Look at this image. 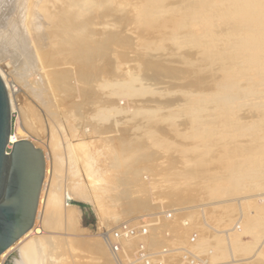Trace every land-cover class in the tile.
Masks as SVG:
<instances>
[{
  "label": "rangeland",
  "instance_id": "1",
  "mask_svg": "<svg viewBox=\"0 0 264 264\" xmlns=\"http://www.w3.org/2000/svg\"><path fill=\"white\" fill-rule=\"evenodd\" d=\"M219 2L74 0L75 8L81 9H73L81 19L87 17L89 26L77 37L89 34L91 43L85 49L94 46L87 50L95 56L87 79L86 68L80 67L85 58L81 47V63L74 62L78 70L73 62H55L66 52L61 55L52 48L54 52L43 55L28 29L20 30L24 22L15 29L25 32L28 51L13 44L14 38L8 44L0 37V77L9 100L10 135L42 152L46 169L52 171L50 182L63 197L61 222L45 224L39 235L44 244L55 240L40 242L41 252L35 248L41 264H116L98 228L167 210L177 212L172 233L185 242L196 231L195 251L208 263L264 264V246L259 247L264 243V37L249 49L240 39L252 23L237 15L230 19L216 8ZM7 51H17L19 59L12 54L10 58ZM84 142H92L97 153L91 144L80 153L86 159L93 153L102 157L91 158L100 160L101 171L97 165L88 166L94 171L80 163L85 159L79 153ZM75 143L82 147L74 148ZM109 152L120 160L111 158L116 163L110 161L107 167L110 159L103 158ZM86 159L84 164H89ZM98 172L111 180H98ZM68 201L74 206L68 208ZM69 213L71 226L65 220Z\"/></svg>",
  "mask_w": 264,
  "mask_h": 264
},
{
  "label": "bare ground",
  "instance_id": "2",
  "mask_svg": "<svg viewBox=\"0 0 264 264\" xmlns=\"http://www.w3.org/2000/svg\"><path fill=\"white\" fill-rule=\"evenodd\" d=\"M74 1V0H73ZM73 1L72 0H0V37H4V42H5V39H8L7 41H8V44H11V43H9L10 42V40H11V38L13 39L14 38V40L15 41H13V40H11V42H13V44H14V42H16V44L17 45H22L21 47H23V45H24V42H26L25 41V39L23 38V37H25V36H23V34L25 33H23L22 35H21V33H18V30L20 29L19 27H17V28H19V29H15L16 28V26H18V24L20 25L22 22H24L23 23V27L21 26V29L20 30H22V28H26V30H27V32H29L28 34H29V36L31 37L30 38V40H31V42L32 43H34V44H36L37 45V47L42 51V52H45L43 55H46L47 54V56L50 54V51L52 52L53 50H51L52 48L54 49V51L55 52H61V53H64V52H66V55H64V56H62V58H59L60 59V61L58 60V61H55V62H60V63H72L73 62V64L75 65V63L74 62H76V64L79 62V61H81V59H80V57L78 56V51H80V50H82L81 51V54H82V52H83V56L79 53V55L80 56H82V57H84L85 56V58H84V61H83V63H81V62H79V64L81 63V65L82 66H80V67H85L86 68V72L85 71H83V72H85V74H84V76H83V73L81 74L85 79H87L88 77H86V76H88V75H86V74H88L87 72H89V71H87L88 69L91 71V68H92V65L90 64L91 62V60L90 59H92L93 58V56L94 55H90V53H87V50H90V49H92L94 46L93 45H91L90 47V49H88L89 48V44L91 43V41L88 39V37H90L89 36V34H87V35H84L83 37H77V36H79V35H81V34H79L80 32H81V28H86L87 26V22L88 21H86V20H84L85 18L87 19V17H85L84 19H81V15L78 13L79 11H78V9L80 8H78V9H76L75 8V5L73 4ZM77 1V0H76ZM219 1H221V3L219 2L218 4H217V6H216V4H213V5H215L216 6V8H221V9H223V10H225V14H226V16H230L229 18L230 19H233V17L235 16V15H237V17H239V19H241L242 21H247V23L249 24L250 22L252 23V27L250 28L251 30L249 31V32H242L241 34H243V33H246V34H243L241 37H243V38H241L240 40H241V42H243V44L245 43L246 45H248L250 48L249 49H252L251 47H253V50H254V45H256L257 43V41H259L260 40V38L262 39L263 37H264V0H219ZM92 3V2H91ZM214 3H217V2H215L214 1ZM74 5V6H73ZM95 5V4H94ZM203 5V4H202ZM202 5H199V7L200 8H202ZM206 5V4H205ZM198 6V5H197ZM101 7H102V5H101ZM76 10V11H78V12H76L74 9ZM212 8V7H211ZM215 8V9H216ZM81 9V8H80ZM84 9H85V7H84ZM97 10V9H96ZM101 10V9H100ZM200 10V9H199ZM202 10V9H201ZM214 10V9H213ZM87 11V10H86ZM205 11V10H204ZM91 12V11H90ZM92 12H94V11H92ZM101 13H102V11H100ZM213 12V11H212ZM107 13V12H106ZM110 13V12H109ZM214 14H216L215 12H213ZM223 13V12H222ZM90 14V13H89ZM104 14V13H103ZM203 14V13H202ZM202 14H201V16H202ZM92 15V14H91ZM106 15V14H105ZM217 15V14H216ZM218 15H220V14H218ZM222 15V14H221ZM220 15V16H221ZM232 15H234V16H232ZM97 16V15H96ZM199 16H200V14H199ZM200 16V17H201ZM232 16V17H231ZM80 17V18H79ZM84 17V16H83ZM206 17V16H205ZM223 17H225L224 15H223ZM223 17H221V18H223ZM214 18H216V17H214ZM27 20L28 19V24H27V21H23V20ZM200 19V18H199ZM201 19H202V17H201ZM226 19V18H225ZM80 20V21H79ZM214 20V19H213ZM93 21V20H92ZM196 21V20H195ZM194 21V22H195ZM199 20H197V22H198ZM201 21V20H200ZM26 22V23H25ZM91 22V21H90ZM196 22V23H197ZM200 23V22H199ZM243 23V22H242ZM89 25H90V23H88ZM245 24V23H244ZM89 27V26H88ZM87 27V31H88V28ZM20 30H19V32H20ZM86 30V29H85ZM249 30V29H248ZM17 33H16V32ZM234 30H232V32H233ZM23 32V31H22ZM93 32V31H92ZM231 32V33H232ZM241 32V31H240ZM239 32V33H240ZM15 33H16V36H14L15 35ZM89 33H91L90 32V30H89ZM238 33V34H239ZM79 34V35H78ZM83 34H84V32H83ZM240 34V35H241ZM26 35H27V33H26ZM14 36V37H13ZM23 36V37H22ZM29 36H26V37H29ZM205 36V35H204ZM203 36V37H204ZM16 37V38H15ZM206 37V36H205ZM230 37H231V35H230ZM233 37V36H232ZM237 37V36H236ZM94 38V37H93ZM235 38V37H234ZM240 38V37H239ZM3 39V38H2ZM1 39V40H2ZM10 39V40H9ZM86 39V40H85ZM91 39V38H90ZM30 40H29V42H30ZM87 40H89V41H87ZM243 40V41H242ZM3 41V40H2ZM6 41V42H7ZM230 41H231V39H230ZM27 42H28V39H27ZM28 42V43H29ZM30 42V44H32ZM88 42H89V44H88ZM249 42V43H248ZM65 43H67V45H64ZM231 43V42H230ZM4 44V43H3ZM7 44V45H8ZM5 45H6V43H5ZM17 45H16V47H14V49H16L17 48ZM19 45V46H20ZM27 45V44H26ZM26 45H24V47H25V50H27L26 49ZM85 45L88 47L87 49H85ZM95 45V44H94ZM213 45V44H212ZM240 45V44H239ZM246 45H245V47H246ZM4 46V45H3ZM241 46V45H240ZM244 46V45H243ZM8 47V46H7ZM32 47H33V45H32ZM37 47H35V49L37 48ZM79 47H83V49H81L80 48V50H79ZM239 47V46H238ZM245 47H244V50H245ZM5 48V47H4ZM28 48H29V45H28ZM103 48V47H102ZM246 48H248V47H246ZM18 49V48H17ZM21 49V51H22V48H20ZM85 49V50H84ZM241 48H238V50H240ZM2 50V49H1ZM78 50V51H77ZM253 50H250L251 52L253 51ZM14 51V50H13ZM28 51V50H27ZM35 51H38V50H35ZM53 51V52H54ZM249 51V50H248ZM249 51V52H250ZM7 52H9V53H7L6 55H8L9 54V56L12 54H10V51H7ZM17 52V51H16ZM16 52H15V54L13 53L12 55L14 56L15 55V57H17L18 55L16 54ZM85 52L87 53V56H86V54H85ZM88 52H91V51H88ZM243 52V51H242ZM246 52H247V50H246ZM19 53H20V51H19ZM33 53V52H32ZM35 53V52H34ZM37 53V52H36ZM39 53V52H38ZM37 53V54H38ZM60 53V54H61ZM92 54H93V51L91 52ZM236 54H237V51L235 52ZM253 53V52H252ZM26 54H28V52L26 53ZM36 54V55H37ZM240 54V53H239ZM10 56V58L11 57H13V56ZM17 55V56H16ZM51 55H53L54 56V53L53 54H51ZM49 56L50 58L52 57V56ZM59 55V54H58ZM61 55H63V54H61ZM78 57H77V56ZM89 55V56H88ZM233 55V54H232ZM253 55V54H252ZM252 55H251V57H252ZM31 56V55H30ZM38 56V55H37ZM36 56V57H37ZM46 56V58H48ZM7 57V56H6ZM25 57V56H24ZM44 57V56H43ZM55 57V56H54ZM89 57H91V58H89ZM26 58V57H25ZM31 58V61L33 60L32 58L33 57H30ZM45 58V57H44ZM45 58V59H46ZM15 59V58H14ZM16 59H19L18 57L16 58ZM15 59V60H16ZM44 59V60H45ZM51 59H53V58H51ZM57 59H58V57H57ZM76 59V60H75ZM77 59H79V61L77 60ZM94 59H95V56H94ZM93 59V60H94ZM36 60V59H35ZM50 59H48V61H49ZM264 60V59H263ZM30 61V62H31ZM48 61L46 62V63H48ZM21 62V61H20ZM34 62H36V61H34ZM95 62V61H94ZM28 63V62H27ZM41 62H39V64H40ZM43 64V63H42ZM50 64V63H49ZM249 64V63H248ZM29 66H30V64H28ZM48 65V64H47ZM53 65V64H52ZM65 65V64H64ZM70 65V64H69ZM70 65L71 67L73 66V67H75L76 66V68L78 69V67H77V65ZM32 66V65H31ZM31 66H30V68H31ZM43 66V65H42ZM66 66V65H65ZM91 66V67H90ZM238 66V65H237ZM249 67H250V65H248ZM253 66L254 65H252L251 67L253 68ZM34 67V66H33ZM39 67V66H38ZM41 67V66H40ZM45 67V66H44ZM58 67V66H57ZM62 67V66H61ZM67 67V66H66ZM235 67H236V65H235ZM65 68V67H64ZM95 68V67H94ZM94 68H93V70H94ZM44 69H46V68H44ZM44 69H42V70H44ZM72 69H74V68H72ZM72 69H71V72H72ZM249 69V68H248ZM31 70V69H30ZM65 70H67V69H65ZM79 70V69H78ZM82 70H83V68H82ZM81 69H80V71H82ZM234 69H232V71H233ZM239 70V69H238ZM28 71V70H27ZM52 71V70H51ZM235 71H237L236 69H235ZM250 71V70H249ZM248 70L246 71V72H249ZM44 72V71H43ZM231 72V71H230ZM241 73H242V71H240ZM251 72V71H250ZM250 72H249V74H250ZM53 73V72H52ZM66 73V72H65ZM44 74V73H43ZM70 74V73H69ZM73 74V73H72ZM230 74V73H229ZM248 74V73H247ZM42 75V74H41ZM52 75V74H51ZM67 75V74H66ZM91 75V74H90ZM236 75H238V74H236ZM56 76V75H55ZM69 76V75H68ZM79 76V75H78ZM45 77V76H44ZM51 77V76H50ZM59 77V76H58ZM243 76H241L240 78H242ZM249 76H247V78H248ZM1 78V77H0ZM74 78V77H73ZM2 79V78H1ZM47 79V78H46ZM75 79V78H74ZM233 79V78H232ZM229 80H231V79H229ZM52 81V80H51ZM59 81V80H58ZM63 81V80H62ZM4 83V82H3ZM5 86V85H4ZM6 88V87H5ZM74 89V88H73ZM75 90V89H74ZM6 91H7V89H6ZM76 91V90H75ZM235 92V91H234ZM233 92V93H234ZM72 95H73V93H72ZM70 96V95H69ZM223 96V95H222ZM227 96V95H226ZM73 97V96H72ZM219 97H220V95H219ZM223 98H225V97H223ZM222 98V99H223ZM67 99V98H66ZM71 99V98H70ZM67 100H69V99H67ZM228 100V99H227ZM234 101V100H233ZM236 101V100H235ZM62 102V101H61ZM225 102H226V99H225ZM79 103V102H78ZM75 105V104H74ZM65 106V105H64ZM68 107V106H67ZM75 107V106H74ZM63 108V107H62ZM76 109V108H75ZM73 111V110H72ZM71 111V112H72ZM69 113L67 112V115H68ZM71 114V113H70ZM70 116H72V114L70 115ZM69 118V117H68ZM72 119H75L76 120V122H77V117H72ZM68 121V120H67ZM65 122H66V120H65ZM70 122H73V120L71 121L70 120ZM75 122V121H74ZM73 122V123H74ZM75 122V123H76ZM69 123V122H68ZM71 125V124H70ZM74 126V125H73ZM70 127V126H69ZM74 128V127H73ZM78 128V127H77ZM75 130V129H74ZM73 131V130H72ZM74 132V131H73ZM75 132H76V130H75ZM91 132V131H90ZM72 133V132H71ZM91 134V133H90ZM77 135V134H76ZM17 136V135H16ZM15 135H9V141H10V144H13V143H15L16 141H18L17 140V137H16ZM71 135H69V137H70ZM72 137L74 138V141L75 140H77V139H75L76 137H74L73 135H72ZM78 137V136H77ZM84 138H85V136H84ZM83 138V139H84ZM68 139V138H67ZM71 140H72V138H70ZM108 139V138H107ZM69 140V139H68ZM70 140V141H71ZM85 140V139H84ZM93 140V139H92ZM91 140V141H92ZM111 140V139H110ZM70 141L67 143V144H69L70 143ZM78 141V140H77ZM105 141V140H104ZM119 141V140H118ZM99 142H100V140H99ZM107 142H110V141H107ZM119 142H121V141H119ZM81 143L82 142H80V145H81ZM85 143V142H84ZM73 143H71L70 145H72ZM77 146H76V145ZM74 144V148H76V149H78V147L80 146V145H78V143H75ZM86 144V143H85ZM85 144H83L82 146H83V148H81L82 146H80V148L81 149H79L78 151H79V153L81 152V150H85L84 148H86V150H88L87 149V146H89L90 144L93 146V144H92V142L90 143V144H86V147L84 146ZM95 144H97V143H95ZM122 144V143H121ZM106 145V144H105ZM105 145H102V147L103 148H107V145L105 146ZM109 145V144H108ZM73 146V145H72ZM76 146V147H75ZM68 147H70V146H68ZM101 147V146H100ZM110 146H108V148H109ZM118 147V146H117ZM9 148H10V146H9ZM66 148V147H65ZM90 148H95V149H93V151L94 150H96L95 151V153H97V147H95V146H93V147H91L90 146ZM99 148V147H98ZM59 149V148H58ZM71 149V148H70ZM73 149V148H72ZM72 149H71V151H72ZM110 149H111V147H110ZM56 150V149H55ZM63 150H64V147H63ZM68 150V149H67ZM67 150H65V151H67ZM90 150V149H89ZM112 150V149H111ZM111 150H108V151H111ZM64 151V152H65ZM69 151V150H68ZM92 150H91V152H93ZM107 151V152H108ZM73 152L75 153V151L73 150ZM73 152H72V154H73ZM76 152H77V150H76ZM85 152V151H84ZM112 152V151H111ZM111 152H109L110 154H106L105 156H104V158H103V160L104 161H106V160H108V159H110V160H108L109 161V163H107L108 161H106L105 163H106V166L108 165V164H110L111 162L110 161H112V159L111 158H113V157H115V154H112ZM123 152V151H122ZM53 153V152H52ZM66 153V152H65ZM87 153L89 154V152L87 151ZM86 153V154H87ZM99 153V152H98ZM114 153V152H113ZM117 153H121V152H117ZM55 154L57 155V153L55 152ZM58 154H59V150H58ZM60 154H62V153H60ZM59 154V155H60ZM69 154H71V153H69ZM77 154H78V152H77ZM76 154V155H77ZM80 154H82V159L83 158H85L86 159V157H84L83 155H84V153H80ZM80 154H79V156H80ZM92 154V153H91ZM90 154V155H91ZM94 154V153H93ZM93 154L90 156V157H88L87 156V159L86 160H88V163L89 164H84V162H86L85 161V159H83L81 162L80 161H78V163L80 162V163H83V165L85 166V165H87L86 167H95L96 165H97V169L96 170H102V163L100 162V160H99V162L102 164V165H100V163L98 162V160L96 159V158H94L93 160L91 159V158H93L95 155L97 156V154H94V156H93ZM100 154V153H99ZM55 155V156H56ZM63 155V154H62ZM74 155V154H73ZM76 155H74V156H76ZM86 156V155H85ZM93 156V157H92ZM46 157V156H45ZM49 157V156H48ZM47 157V158H48ZM56 157H58V156H56ZM60 157H63V156H61L60 155ZM65 157V156H64ZM72 157V156H71ZM76 157H78V156H76ZM76 157L74 158V159H76ZM81 157H80V159H81ZM97 157H99V156H97ZM47 158H46V160H47ZM53 158V157H52ZM73 158V157H72ZM88 158H90L91 159V161H92V163H90L91 161H89L90 159H88ZM99 158H101V160H102V157H99ZM116 158V157H115ZM55 159V158H54ZM58 159H60V158H58ZM65 159V158H64ZM78 160H79V157L77 158ZM77 159H76V161H77ZM97 160V162L99 163H93V161L94 160ZM114 159V158H113ZM117 159V158H116ZM119 159V158H118ZM117 159V160H118ZM48 160H50V159H48ZM62 160V159H61ZM120 160V159H119ZM71 161V160H70ZM114 161V160H113ZM112 161V162H113ZM48 162V161H47ZM55 162V161H54ZM57 162V161H56ZM61 162V161H60ZM95 162V161H94ZM50 163V162H49ZM53 163V162H52ZM58 163H59V161H58ZM57 163V164H58ZM65 163V162H64ZM76 163V162H75ZM87 163V162H86ZM116 163V162H115ZM114 162H113V165L115 164ZM120 163V162H119ZM48 164V163H47ZM56 164V163H55ZM54 164V165H55ZM66 165H67V163H66ZM92 165H94V166H92ZM112 165V164H111ZM112 165V166H113ZM48 166V165H47ZM46 166V167H47ZM55 166H57V165H55ZM71 166V165H70ZM74 166H76V165H74ZM78 166H80V165H78ZM46 167H45V169H46ZM69 167V166H68ZM88 167V168H89ZM107 167H110L109 165L107 166ZM106 167V168H107ZM49 168V167H48ZM48 168L44 171V177H43V181H42V184H41V188H40V192H39V197H38V205H37V210H36V214H35V219H34V223H33V225H32V227L23 235V236H21L10 248H8L3 254H1L0 255V262L2 263V264H4L5 262H6V260L13 254V253H16V255L18 256V258H19V260L21 261V263L22 264H41V260H40V258H39V256H40V253H39V255L37 254L36 255V253H38L39 251L41 252V247L39 246L40 245V240H41V232L45 229L44 227H46L47 225H45V224H47L48 223V225H49V223H56V222H58V220H59V218H60V220H62V217L60 216V214L61 213H64V212H61V202H62V200H63V197L61 198L60 197V195L59 194H61L60 192H59V190H57V188H55V185L53 184V183H51L50 182V176H51V174H52V171H48ZM53 168H55V167H53ZM61 168H62V166H61ZM93 168H89V169H93ZM96 168V167H95ZM82 169V167L80 166V170ZM88 169V170H89ZM57 170V172H58V168L56 169ZM55 170V171H56ZM94 170V169H93ZM109 170V169H108ZM73 171H74V169H73ZM83 171V170H82ZM87 171V170H86ZM91 171V170H90ZM95 171V170H94ZM94 171H92V172H94ZM75 172V171H74ZM79 172V171H78ZM56 173V172H55ZM85 173H87L86 174V176L90 173V172H85ZM101 173V172H100ZM104 173H106V172H104ZM103 173V174H104ZM125 173V172H124ZM135 173V172H134ZM137 173V172H136ZM82 174H84V173H82ZM95 174V173H94ZM126 174V173H125ZM49 175V176H48ZM76 175H77V173H76ZM75 175V176H76ZM79 175V174H78ZM93 175V174H92ZM96 175V174H95ZM100 174H99V172L97 173V176H95L97 179L100 177L99 176ZM107 176H108V174H106ZM106 175H104V176H106ZM85 176V175H84ZM83 176V177H84ZM99 176V177H98ZM107 176L106 177H100L99 179L101 180V178H103V180H104V178H107ZM110 176V175H109ZM108 176V177H109ZM57 177V176H56ZM56 177L54 178V179H56ZM77 177V176H76ZM112 178L113 177H116V176H111ZM127 177V176H126ZM59 178V177H58ZM57 178V179H58ZM80 178V177H79ZM93 179H94V176L92 177ZM95 178V179H96ZM118 178V177H117ZM98 179V180H99ZM107 179H109V178H107ZM106 180V179H105ZM109 180H111V179H109ZM109 180L107 181V182H109ZM119 180V179H118ZM53 182H54V180H53ZM106 181H105V184L107 183ZM64 183V182H63ZM103 183H104V181H103ZM78 184H79V182H78ZM81 184H84V183H81ZM99 183H97V185H98ZM108 184V183H107ZM90 186V185H89ZM89 186L87 187V188H89ZM99 186V185H98ZM97 186V187H98ZM106 186H108V185H106ZM94 187V186H93ZM96 187V186H95ZM100 187H103V184L102 183H100ZM105 187V186H104ZM71 189V188H70ZM101 189V188H100ZM99 189V190H100ZM104 189V188H103ZM74 190V189H73ZM78 191V189H76V187H75V191H74V193H76L77 191ZM102 191V190H101ZM95 192V191H94ZM108 192V191H107ZM110 192V191H109ZM80 192H78V194H79ZM63 194V193H62ZM95 195V194H94ZM78 196H80L81 198H83L82 197V195H78ZM84 199V198H83ZM113 199V198H112ZM121 199V198H120ZM119 200V199H118ZM117 202V201H116ZM115 202V203H116ZM119 202H121V201H119ZM64 203V202H63ZM111 203V202H110ZM114 203V204H115ZM121 203H123V202H121ZM140 203H141V201H140ZM108 204V203H107ZM113 204V203H112ZM113 204V205H114ZM104 205V203H102V206ZM105 205H106V202H105ZM110 205V204H109ZM116 205V204H115ZM117 205H118V203H117ZM74 206V204L70 201H68V203H67V207L68 208H70V207H73ZM63 207H64V205H63ZM108 207V206H107ZM115 208H116V206H115ZM117 208H119L118 206H117ZM117 208H116V210H117ZM103 209H105L104 207H103ZM109 210H112V209H108V211ZM105 211V210H104ZM108 211H106L107 213H108ZM113 211L115 212V209H113ZM71 213V212H70ZM69 213V214H70ZM78 213V212H77ZM106 213V214H107ZM116 213V212H115ZM69 214H68V218H67V216L66 215H64V216H66L65 217V220L67 219L68 221H67V223L69 222V220H70V218L72 219V216L73 215H71L70 217H69ZM73 214V213H72ZM80 214V213H79ZM112 214V213H111ZM62 216H63V214H62ZM113 216V215H112ZM103 217V216H102ZM74 218V217H73ZM59 220V222H61ZM64 220V221H65ZM72 220H74V219H72ZM70 221L69 223H71V225H72V223H73V221ZM63 222V221H62ZM64 223V222H63ZM68 223V224H69ZM75 223H77V222H75ZM61 225H63L62 223H61ZM70 225V224H69ZM70 225V226H71ZM74 225V224H73ZM49 227V226H48ZM60 227V226H59ZM63 227V226H62ZM69 227V226H68ZM50 228V227H49ZM71 228V227H70ZM64 229V228H63ZM56 230V229H55ZM40 235V236H39ZM45 236V235H44ZM54 236H56L55 234H54ZM46 237V236H45ZM51 237V236H50ZM40 238V240H38ZM43 238V241H44V237H42ZM53 238V237H52ZM36 239H37V241H36ZM34 240V241H33ZM46 240H47V238H46ZM50 240V239H49ZM48 240V241H49ZM47 241V242H48ZM51 241V240H50ZM53 241V240H52ZM51 241V242H52ZM55 241V240H54ZM54 241H53V243H54ZM39 242V243H38ZM47 242H45V244L47 243ZM57 242H58V240H57ZM93 242V241H92ZM43 245H45L43 242H41ZM55 244V243H54ZM263 244V243H262ZM49 245V244H48ZM51 245V244H50ZM103 245V244H102ZM35 246V247H34ZM63 246V245H62ZM36 247H40L39 249V251L37 252V250H35V248ZM58 247H59V245H58ZM260 247V246H259ZM43 248V247H42ZM44 248H45V246H44ZM44 248L42 249V250H44ZM49 248V247H48ZM51 248V247H50ZM53 248V247H52ZM51 248V249H52ZM98 248V247H97ZM47 249V248H46ZM53 250V249H52ZM55 250H56V247H55ZM59 250V249H58ZM57 250V251H58ZM105 251V250H104ZM259 251V250H258ZM47 253H48V251H47ZM58 253V252H57ZM104 253V252H103ZM53 254H54V252H53ZM107 254V253H106ZM51 255V254H50ZM105 255V254H104ZM45 259H47V258H45ZM49 261V260H48ZM72 262V261H71Z\"/></svg>",
  "mask_w": 264,
  "mask_h": 264
},
{
  "label": "water",
  "instance_id": "3",
  "mask_svg": "<svg viewBox=\"0 0 264 264\" xmlns=\"http://www.w3.org/2000/svg\"><path fill=\"white\" fill-rule=\"evenodd\" d=\"M10 126L8 95L0 78V255L32 227L45 171L42 152L30 142L10 144ZM5 264L22 263L13 253Z\"/></svg>",
  "mask_w": 264,
  "mask_h": 264
},
{
  "label": "built area",
  "instance_id": "4",
  "mask_svg": "<svg viewBox=\"0 0 264 264\" xmlns=\"http://www.w3.org/2000/svg\"><path fill=\"white\" fill-rule=\"evenodd\" d=\"M176 214L175 210L144 214L98 228V236L116 264H210L195 251L196 231L185 242L172 233Z\"/></svg>",
  "mask_w": 264,
  "mask_h": 264
}]
</instances>
